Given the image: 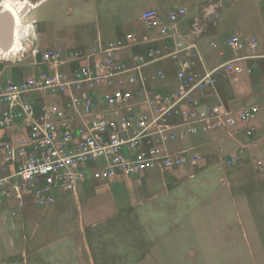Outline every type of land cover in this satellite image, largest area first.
Returning a JSON list of instances; mask_svg holds the SVG:
<instances>
[{
	"label": "built area",
	"instance_id": "obj_1",
	"mask_svg": "<svg viewBox=\"0 0 264 264\" xmlns=\"http://www.w3.org/2000/svg\"><path fill=\"white\" fill-rule=\"evenodd\" d=\"M187 14L175 8L163 19L158 10H145V30L164 44L132 54L130 60L120 55L147 38L127 34L88 50L36 49V73L7 82L0 77V131L24 127L17 142L1 145L0 169L11 167V172L0 177V198L50 207L59 195L76 193L89 181L107 183L201 163L204 156L195 147H181L201 135L242 131L253 137L259 106L234 110L206 97L219 79L252 76L257 67L244 65L251 57L240 56L208 69L199 43L191 38L194 33L180 35ZM263 42L255 36L248 43L229 38L225 47L240 53ZM168 62L177 84L154 91L167 74L163 67L147 70ZM35 94L60 102L38 105L31 98ZM227 163L236 160L230 157Z\"/></svg>",
	"mask_w": 264,
	"mask_h": 264
},
{
	"label": "rangeland",
	"instance_id": "obj_2",
	"mask_svg": "<svg viewBox=\"0 0 264 264\" xmlns=\"http://www.w3.org/2000/svg\"><path fill=\"white\" fill-rule=\"evenodd\" d=\"M28 3L35 7L21 28L27 33V49L21 58L0 54V77L6 80L37 72L36 49L88 50L99 32L113 38L130 29L140 10L132 7L134 0ZM253 36L264 39V35ZM211 54L218 63L229 55L220 58L217 50ZM258 66L252 76L219 79L212 92L234 110L260 107L253 137L243 136L242 131L212 134L221 140L223 136L242 139V146L229 148L216 137L202 142L211 143V153L201 166L215 173L196 172L191 179L185 166L113 180L109 186L93 182L76 193H66L71 199L69 205L63 203L64 209L57 204L41 208L32 201L26 207L15 199L19 210L16 205L13 215L9 210L0 213V264H61L58 247L64 245L76 252L66 264H264V60ZM235 155L238 162L229 165L227 159ZM227 170L246 171L244 179L237 175L229 183L222 177ZM172 176L182 184L178 179L167 180ZM35 209L43 214L29 215ZM50 209L60 214L53 216L54 221ZM4 226H9L7 231Z\"/></svg>",
	"mask_w": 264,
	"mask_h": 264
},
{
	"label": "crops",
	"instance_id": "obj_3",
	"mask_svg": "<svg viewBox=\"0 0 264 264\" xmlns=\"http://www.w3.org/2000/svg\"><path fill=\"white\" fill-rule=\"evenodd\" d=\"M134 2L135 3H132V7L133 8L137 7L140 10L139 12L136 13V16H137L136 21L130 25V29H128L127 31H124L123 33L122 31L117 32L115 36L117 34H121V33L122 34L117 35L116 37H113V38H111L112 36L109 38L108 36H105L101 32L98 33L97 31L98 38L94 45L100 42L104 43V42L111 41V40L122 39L126 37L127 34H135L140 39L147 38L149 41L143 42L144 44L141 47L140 46L135 47L131 50L126 51L123 55H120L122 56L121 58L130 60L132 57V54L142 53L152 47H161L164 44L163 41H161L159 38L156 39L157 38L156 34L149 33L145 30L142 24V21H141V14L145 10L156 9L160 12L162 18L165 19L168 11H170L171 9L185 8L188 14L185 20L182 21V24L179 26L180 35L182 34V37H183L185 35L187 36L188 34L194 33V35L192 34L194 37H191V38L195 39L199 43L200 49L204 55L206 67L208 69H213L216 66L226 61L235 59L240 56L241 57H251L250 59L243 61V63L246 66L255 65L257 67L255 72H257L259 69L258 65L260 63L261 64L263 63L264 45H261L256 50H253L248 47L242 52L236 53L225 47V41L229 38H239L245 41L246 43H248L249 39L253 37V35H257V36L264 35V0H134ZM260 33H263V34H260ZM212 43H215L216 45H218V48L213 49L211 47ZM262 44H264V42ZM212 50L213 51L217 50V55L220 58H224L229 54L227 57L228 59L225 60L224 62L222 61L218 63L212 57V54H211ZM162 67L166 71L167 79L165 82L159 83L158 85H155L154 87H152L154 91H158V92H163L168 87H174L177 84L175 76H174V72H175L174 67L169 62L159 63L149 68L147 72H153V71L155 72L158 68H162ZM1 79L3 82L10 81L9 79L8 80L3 79V78ZM31 98L38 105H43L45 103L60 102L59 97H51L48 95L45 97V99H43L42 95H40L39 97L32 96ZM206 98L208 101H211V102H217L218 98L221 99L220 97H217L214 94H212L211 91L209 92ZM221 101L223 100L221 99ZM2 110L3 109H0V112ZM254 124L257 127L259 126L258 118L255 120ZM23 130H24V127L18 126V127H13L7 130L0 131V167L3 162V150L1 147L2 143L6 141L17 142L20 139V136L23 133ZM243 136L248 137L245 133L243 134ZM214 137H216L220 142L225 141V144H227L229 148H232L235 145H237V147L238 145L239 146L243 145L242 139L239 142V141H235L237 138L234 140V139H230V137L227 138L223 136L222 137L223 139L221 140L219 139L218 136L201 135L200 137H197L191 141H187L183 143L181 147L183 148L195 147L197 151H199L200 149L204 152L203 153L199 151L203 156H208V153H211V150H209V147H208L211 145V143L209 142L202 143V142L204 140L206 141L217 140ZM248 138H251V137H248ZM234 157L238 159L236 155L233 156L232 158ZM206 160H207V157H205L201 163L189 165L187 166L189 168L187 167L185 168V169H188L187 173L192 174L191 179L195 177L194 173L196 172H198L199 175L207 174V176L211 175L212 173H215V171H210L211 169H207V168H204L205 166L204 167L201 166ZM194 166H197V168L195 169ZM203 170H206V171H203ZM10 172H11V167L7 168V172H3L0 169V177L5 176L9 174ZM245 172L246 171L240 174H236V173H230V171L227 170V172L225 173V176L223 175L222 177L227 179V181L231 183L233 179L236 181V179L239 178L237 177V175L242 176L240 177V179H244L243 175L245 174ZM147 174L149 173H146L144 175H147ZM173 177L174 176H172L171 178H168L167 180H170L172 183H174L173 180L178 179V182L182 184L181 179L177 178V176L174 178ZM122 178H125V177H118L115 180H120ZM93 182H95V184H98L100 186L101 185L109 186V184L112 183V182L111 183L107 182L106 184L105 183L101 184V182L92 181V182L86 183L85 186L82 187L81 189L90 186L91 184H93ZM157 183H164V180L163 182H157ZM101 197L98 196V200H102L103 198ZM70 199L71 198L69 197V195L63 194L58 197L57 202L55 204H57L63 209L67 208L65 207V205H63V203H67L69 205ZM30 203H32L31 200L27 199L25 206L27 207ZM16 205L17 207H15ZM14 207L17 210H19L18 203L15 201V199H11L10 197H7V196L0 198V213L6 212V211L8 212V210L11 211V209H13ZM114 209L118 210L116 208ZM53 210L54 209H50L48 212L49 216L52 217V221H54L53 216L57 217L58 215H60V214H54ZM12 211H11V215H13ZM95 212L97 215L96 218L98 222V212H99L98 208L95 209ZM116 212L117 211L113 213L116 215ZM38 214L42 215L43 213H40L39 210L35 209L33 212H30L29 215H34L35 217H37ZM4 227H7L5 228V231H7L9 228V226H4ZM12 228L13 230L15 229V231L18 232L15 226L14 227L12 226ZM53 228H54V225H53ZM56 229H59L58 231H60L61 227H57ZM97 240H98V237H97ZM58 251L60 254V259L62 258V261H60L61 264H66L67 261H69L68 257H70L71 255H75L74 253H76L73 250V248L69 247V245L59 246ZM78 253H79V248H78ZM96 256H97V253H96ZM50 263L52 262L48 261V264Z\"/></svg>",
	"mask_w": 264,
	"mask_h": 264
},
{
	"label": "bare ground",
	"instance_id": "obj_4",
	"mask_svg": "<svg viewBox=\"0 0 264 264\" xmlns=\"http://www.w3.org/2000/svg\"><path fill=\"white\" fill-rule=\"evenodd\" d=\"M26 3H28V0H19L17 3L16 0L0 1V9L11 13L14 17L12 45L8 51H3V49L0 47V54L2 56H18L19 58L27 49V42L29 40L27 38V33L23 32V29L21 30V28L23 26L25 17L31 11V8L35 6L31 3L29 7Z\"/></svg>",
	"mask_w": 264,
	"mask_h": 264
},
{
	"label": "water",
	"instance_id": "obj_5",
	"mask_svg": "<svg viewBox=\"0 0 264 264\" xmlns=\"http://www.w3.org/2000/svg\"><path fill=\"white\" fill-rule=\"evenodd\" d=\"M13 32V15L7 11H2L0 13V47L3 51H8L10 49L13 41Z\"/></svg>",
	"mask_w": 264,
	"mask_h": 264
},
{
	"label": "flooded vegetation",
	"instance_id": "obj_6",
	"mask_svg": "<svg viewBox=\"0 0 264 264\" xmlns=\"http://www.w3.org/2000/svg\"><path fill=\"white\" fill-rule=\"evenodd\" d=\"M28 1H29V0H28ZM26 4H27L29 7H30V5H31L30 3H26ZM29 7H28V8H29ZM2 11H4V10L0 9V13H1Z\"/></svg>",
	"mask_w": 264,
	"mask_h": 264
}]
</instances>
